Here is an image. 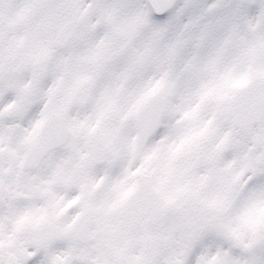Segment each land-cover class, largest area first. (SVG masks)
<instances>
[{
  "label": "snow or ice",
  "instance_id": "6c2138e0",
  "mask_svg": "<svg viewBox=\"0 0 264 264\" xmlns=\"http://www.w3.org/2000/svg\"><path fill=\"white\" fill-rule=\"evenodd\" d=\"M0 264H264V0H0Z\"/></svg>",
  "mask_w": 264,
  "mask_h": 264
}]
</instances>
